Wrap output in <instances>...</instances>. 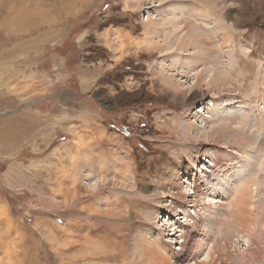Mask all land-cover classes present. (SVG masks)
Returning a JSON list of instances; mask_svg holds the SVG:
<instances>
[{
  "label": "rangeland",
  "instance_id": "obj_1",
  "mask_svg": "<svg viewBox=\"0 0 264 264\" xmlns=\"http://www.w3.org/2000/svg\"><path fill=\"white\" fill-rule=\"evenodd\" d=\"M231 1L224 12L231 40L221 46L217 36L205 48L193 38L176 55L186 73L168 80L174 61L159 41L175 44L187 29L166 36L147 22L182 20L194 10L188 3L0 0V264H141L148 240L169 264H238L239 257L264 264V227L240 228L227 260L202 261L222 238L231 189L249 182L250 218L264 221V0ZM223 68L240 82L207 85ZM195 72L202 82L178 89ZM241 122L253 124L245 130L253 135L244 141L248 155L234 135L220 136ZM14 131L24 135L16 140ZM207 175L231 190L218 192L222 208L214 218L206 211L210 223L204 213L205 223L193 227L182 211L173 216L160 204L171 189L192 211L191 192L207 190ZM175 222L190 224L184 250L171 235Z\"/></svg>",
  "mask_w": 264,
  "mask_h": 264
},
{
  "label": "bare ground",
  "instance_id": "obj_2",
  "mask_svg": "<svg viewBox=\"0 0 264 264\" xmlns=\"http://www.w3.org/2000/svg\"><path fill=\"white\" fill-rule=\"evenodd\" d=\"M162 1H163V5L168 4V3H165L164 0H162ZM171 1H176L178 3H188L194 10L192 11V14L189 13V14L185 15V18L182 17V20H181V18H179L178 15H174V16H169V15L164 16L163 15L162 18L160 17L158 20L151 19L147 22L148 28L150 30H153V33L154 32H156V33L164 32L166 36L170 35L169 34L170 32L174 33L175 31L176 32L179 31L181 26H184V28L181 29V31H183L184 29H187L186 31H184V32H186V34L180 35L176 39L175 44L171 43L173 41H171V42L168 41V39H166L167 37L164 39L163 43L161 41H159V44L157 43L159 45V49H160L159 51L164 52L168 55H171V61H174L173 63L170 62L171 64H169V65L167 64V67H169L168 71L172 72V73L170 72L171 74H167L165 76L168 80L176 79L177 76H181L182 74L186 73L185 71H182V68L180 70V67L178 65H180V62L182 61V59L180 60V57H178L176 55H178L179 49H183L184 47L189 46V44H193L192 43L193 38H194L195 43H197L199 45L201 44L203 47L205 46V48H206L207 45L212 44V41H210V40H213L217 36L221 40V46H222V44H225V43H227V41H230L234 35V32H233L234 26L232 23L227 21V19L230 17V12L229 13L226 12V14H224L225 11L229 10L228 8H229L230 0H171ZM232 1H231V3H232ZM239 1H241V0H239ZM244 4H246V3L244 2ZM167 6L168 5H166L165 7H167ZM230 9H232V8H230ZM233 15H235V14H233ZM202 18H209L210 20H208V21H211V22H206ZM200 20H203V21H200ZM208 23H214L215 24L216 31L214 30L215 32H213L215 34V36L213 35V33L210 34L211 30L207 29L204 26V25H207ZM169 27H172V28L170 29ZM193 31H202V33L200 32V33L194 35L195 36L194 37L193 33H192ZM167 33H168V35H167ZM203 33H205V34H203ZM233 39H232V42H233ZM198 47H201V46H198ZM215 48H216V44H215ZM209 49L210 48H208V47H207V49H204V50L202 48V50L206 51V52L215 51V50H212V49L209 50ZM202 50H201V52H202ZM216 53H217V51H216ZM230 55H233V54L231 53ZM205 59H206V56H205ZM231 64L234 65L231 61L228 65V68L231 67ZM232 67H234V66H232ZM164 69H163V71H164ZM161 70H162V68H161ZM230 71L231 70H226L224 68L219 69V70L217 69L214 71L213 74L210 75L208 80L206 79L207 81H205V82H207V85H213L216 87L234 86V83H236L235 81H237V82L239 81L238 78H239L240 74L239 73L236 74L237 76L234 74V76H236V77H234ZM237 72H238V70H237ZM200 74H198V72L197 73L195 72L193 74V76L191 75L193 77L192 80H194L195 82H193L191 80V82H184V84L187 83L186 85H184V84L180 83L181 82L180 81V82L176 83V86L179 87L178 89L186 88V87L193 88L194 86L197 87L199 85V82H202L201 78L203 79V77L200 78ZM179 79L181 80V77ZM261 83H264V82L261 81ZM249 88L250 87L248 86L247 89H249ZM178 89H176V90L178 91ZM260 89H262V87ZM261 91H260V93L263 94V92H261ZM201 95L203 96L204 94H201ZM263 113H264V111H263ZM252 125L253 124L241 122V124L236 126L238 130L236 129L237 131H235V130H230L232 128V125L226 124L225 126L220 128L221 129L220 130V136H221V138H223L224 140L229 142V140H231V137H233V135H234V138L237 139L236 141H238V146L241 149H243V151H246V154L248 155L249 150H248L247 140L249 138H252L253 135H251L250 130L248 131L247 134H245L246 133L245 130L248 129V127H251ZM232 131H235V133L232 134ZM1 134L2 133L0 132V135ZM12 134L14 135V139L18 140V137L21 134L24 135V131H22V132L21 131L20 132L14 131ZM244 141H246L247 143ZM211 166L212 167L217 166L218 169H220V172L221 171L225 172L222 175L227 176L226 167H223L222 165L215 164L214 162L212 163ZM212 170H214V169L212 168ZM230 171L228 173H231ZM213 173H214V171H213ZM222 175H220V176H222ZM205 178L210 179V181H206L208 185L205 188L207 190L203 191V192L202 191L197 192L196 190L198 188L197 189L195 188L194 192H191L192 193V201L194 203V205H193L194 211L193 210L189 211L188 209L184 208V205L181 202H180L181 204L177 203V201L179 200L178 197L180 196L179 194H181V193H173V191H171V189L164 192L166 195L162 196V198L164 197L165 199L164 198H163L164 200L161 199L160 204H162V206H164L165 208H168L171 211L173 216L177 215L178 211H182V213L184 214V217L191 219V222H192L193 227H194V225H197L199 222H201L203 224L205 223L204 220H202V216H201L202 214L205 213L206 218H204V219H205V221H207V223H210V220L208 219L207 215H209L210 217H213L216 214L213 210L216 211L218 209V207L222 208V207H220L221 206L220 204H217V203H219V200H218V198H219L218 192L219 191H221L223 195L224 194L226 195L227 193H228L227 195H230L229 192L232 190L231 192L233 194H232L231 198H229V200L226 201L227 204H225V205L222 204L223 207L227 208V212H226L227 217L224 216L225 219L223 218L222 221H220L221 224L225 225V228L222 229V234H221L222 238H219L217 240V242H212V244L208 247V250L206 251L205 256H204L202 261L203 262H209V261L212 262V260H214L215 258H217L218 260H223V258H225V260H227L229 258L228 251H229L230 246H233L236 238H238V241H240L239 240L240 236H241L240 233H242V232H240L239 229L240 228L247 229L250 227H254V229L256 227L262 228V227H264V221L261 223V221H260L261 219L260 220L257 219L255 221L254 219L250 218V214H251L250 209L253 206L251 204V200L254 197L252 194L253 193L252 188L249 189L250 188L249 182H247L246 184H243L242 186H238L236 189H231V190L228 189L227 192H224V191H222L223 187H224L223 184L225 183V182H223L224 180L219 178L217 181H214L213 178H210L208 175ZM195 181H194V183H195ZM193 186L195 187V185H193ZM171 188L176 189L175 186H171ZM188 189H189V187L186 186L184 198H187L188 194L186 192H188ZM249 190H250V198L247 199L245 197L249 193ZM166 198H169V199H166ZM179 198H181V197H179ZM261 208L264 211V205L258 209L261 210ZM206 211H209V212H207V215H206ZM224 215H225V213H224ZM217 220L215 221V223L217 222ZM169 223L170 222L167 221V223H165L166 226ZM220 223H218V224H220ZM170 226L172 227V230H173V233L171 235L172 236L178 235V237H175V238L182 239V242L180 245H181V250H184V248L187 247V241L186 240H187V237L189 235V234L187 235V232L189 230L188 227L190 226V224L175 222V223H172ZM242 229H240V230L242 231ZM209 231H210V228H209ZM236 233H238L239 235H235ZM242 238H243V241L245 242V244H243V246L246 244L248 245L250 242L249 235H242ZM204 239H205V237H204ZM207 239H209V237H207ZM149 241L150 240L146 241V244H143L142 248H143L144 252H146V255H145L146 261L145 262L143 261L144 263H141V264H169V262L167 260L168 258L165 255L166 252L163 253V252H161V250H159V249L157 250L156 246H159V245H156L153 247L151 246L152 249H149L150 248L149 246L151 244L153 245L154 242H155V244L157 243L155 240H154V242H152V241L149 242ZM199 244H202V242ZM191 247H193V246H191ZM153 250H155V252L158 253V257L156 260L152 258V251ZM187 258H189V261H190V260H194L195 256H193L191 253H189V254H187ZM248 259H246L245 257H239V259L237 260V263L238 264H254L253 259H250V260H248ZM37 263L40 264V262H38V261H37ZM194 263L197 264V261H194Z\"/></svg>",
  "mask_w": 264,
  "mask_h": 264
}]
</instances>
